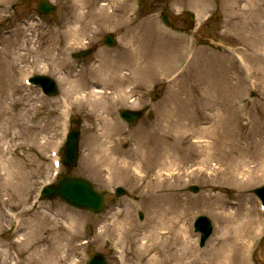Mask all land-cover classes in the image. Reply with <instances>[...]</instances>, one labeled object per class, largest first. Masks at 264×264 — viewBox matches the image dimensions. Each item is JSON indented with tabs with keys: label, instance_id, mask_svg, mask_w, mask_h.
I'll list each match as a JSON object with an SVG mask.
<instances>
[{
	"label": "rangeland",
	"instance_id": "374dc122",
	"mask_svg": "<svg viewBox=\"0 0 264 264\" xmlns=\"http://www.w3.org/2000/svg\"><path fill=\"white\" fill-rule=\"evenodd\" d=\"M48 1L57 11L46 18L43 26H38L34 17L40 0H0V264H15L13 249L19 250L29 264H48L50 261L41 255L52 254L60 258L58 264H85L80 257L83 252L103 253L109 264H134L133 259L138 257L143 264H149L150 256L140 249L150 244L145 239L148 232L136 222V212H144L148 223L155 215L154 202L164 208L175 206L169 199L171 191H176L182 200V205H176L181 207V212L163 219L166 230L160 231V237L168 236L166 240L170 242L178 232L182 243L176 241L177 249L182 248L185 240L191 244L188 253H184V264H215L219 255L225 253L228 264H246L245 261L264 264V216L259 215L254 194L264 184V160L257 153L250 157V174L245 179L241 176V180H235L223 170L211 172L212 176L209 169L207 174L206 171L194 173L192 169L197 164H180L161 174L156 165L150 173H145L126 156L131 154L126 151L146 141L145 134L153 142L160 136L166 141L173 140L165 121L167 115L172 121L180 116L202 120L197 100L208 95L212 87L231 89L221 109L229 107L231 111L230 94H238L248 103L256 121L250 140L252 144L261 141L264 82L254 87L246 77L239 84L232 79L233 71L227 70L223 63L221 52L227 44L246 46L245 41L238 42L237 36L227 31L225 0H130L122 2L114 15L109 6L102 10L105 3L102 0H89L87 3L98 5L91 9L77 0ZM165 13L170 14L174 29L162 25L160 17ZM126 19L145 38L138 44L143 52L149 53L146 59L141 57L139 47L133 51L135 57L127 48ZM157 27L159 33L155 39L151 31L155 33ZM73 32L75 38L71 36ZM107 34L117 39L113 49L103 43ZM184 38L190 42L191 49L182 56ZM55 47L60 49L58 55L53 52ZM43 48L57 60L40 58ZM88 48L93 49L88 57L76 61L67 58L68 52ZM251 52L248 51L249 55L255 58ZM118 62L122 64L115 65ZM28 69L53 78L59 86V96L45 98L37 89L22 86L20 80ZM119 79L125 80V84L114 87ZM103 81L111 82H107L110 88L106 89L107 83ZM64 108H70L73 127L80 132L79 159L71 174L89 180L107 195L101 214L78 210L60 200L41 202L36 210L32 209L41 186L54 181L49 152L63 142ZM124 109H145L146 113L141 120L128 124L120 118ZM204 112L208 113L205 109ZM103 117L112 125L105 124ZM206 125V120L200 121V126ZM229 150L233 161L244 156L235 146ZM145 155L144 151L142 156ZM201 158V154L195 157L198 161ZM192 185L199 188L197 194L190 192ZM116 187L123 188L126 195L117 197ZM234 200L240 201L243 208L233 206ZM138 202L145 204V208L134 209ZM222 213L227 218L237 215L247 220H237L236 224ZM44 215L51 222L40 228ZM118 215L127 218L128 228L138 226L133 234L124 231V235H119L115 231L111 220ZM200 215L209 218L214 226L213 235L203 249L198 247V236L192 226L190 231L189 224ZM16 219L20 221L19 235L14 230ZM259 222L257 235L251 237ZM31 239L33 243L27 245ZM52 241L56 247L51 248ZM247 242L254 245V255L242 262ZM46 248V253L40 252Z\"/></svg>",
	"mask_w": 264,
	"mask_h": 264
},
{
	"label": "bare ground",
	"instance_id": "6f19581e",
	"mask_svg": "<svg viewBox=\"0 0 264 264\" xmlns=\"http://www.w3.org/2000/svg\"><path fill=\"white\" fill-rule=\"evenodd\" d=\"M77 1L86 4L87 8L90 9L98 6L96 5L97 3L94 2L90 4L87 3L89 0ZM102 1H105L102 10L104 11L105 7L109 6V8L112 9V15L118 13L123 2V0ZM128 1L130 2V0ZM225 5L227 9V31L230 33L232 31V33L237 36L238 42L242 43L245 41L246 46H240L241 44L233 46L227 44V48H224V51L221 52L223 55V63L227 70L233 71V80L242 84L243 79L248 77V79L253 80V86L257 87L258 84L264 82V0H225ZM121 10L122 12L125 11L124 8ZM124 23H126L125 26L128 30L126 33L129 37V40L127 39V48L131 50L133 57H135L137 54L133 51L139 47L138 51L141 52V57L146 59L147 54L149 53L147 50L143 52L140 48L141 44H138L140 41L144 42L145 38H143L141 33H138L137 28H132L130 26L127 19ZM71 36L75 38L76 32H73ZM124 37L125 36H123V38ZM183 48L185 47L183 46ZM250 50H252L251 53L255 58H252L249 55L248 51ZM46 51H48V49L43 48V51H41L42 55L39 57L42 59L43 57H51V59L57 60V57L54 54L51 55L52 52L49 54V51ZM169 53L170 54L168 55H171L172 52L170 51ZM121 64L118 62L115 65ZM132 79L135 81L134 77H132ZM124 81L125 80L123 79H119L113 84V86H122L125 84ZM103 82L107 83L109 81ZM109 83H107L106 86L108 88H110V85H108ZM230 91V88L212 87L208 95L201 96V99L197 100V104L200 105L203 113L202 120L207 121L205 127L200 126V121L202 120L198 118H183L180 116L179 119H173L172 121L171 117L165 115L168 119L165 120L167 122L166 125L168 132L170 130L171 133H173V140L166 141L160 136L156 139V143V141L153 142L150 139L149 135L145 134L143 137L146 141L143 139L141 141L144 142H141L136 149L126 151L127 153H131L126 154V156H129L128 159L132 162V165H135L138 169L142 168L145 173H150L157 165L161 170L159 171L161 174L162 171L169 172L172 167L180 166V164L185 166H188L189 164H197V168L192 169L194 173L196 171H199V173L200 171H206L207 174L208 169L210 173L223 170L232 175L235 180H241V176L245 179V177L250 174V168L248 165L250 157H254L257 153L258 158L262 157V161L264 160V136H260L261 141L258 144H252L250 134L252 132V126L256 124V121L251 112L252 110L249 109L248 103L243 101V98H240L238 94H234V89V93L232 92L234 95L230 94V96H232L231 111L229 107L221 109L226 105L225 98L228 97L227 93ZM99 94H102V92L99 91ZM89 95H91V93H89L88 96ZM94 99H97V95H95ZM219 99H222L223 101H219ZM203 108L208 111L207 114H205ZM102 120L105 124L112 125L107 118L103 117ZM231 123L232 127L230 125ZM259 132H264V129H261ZM107 135L110 136L111 133ZM249 142L251 143V146H249ZM232 146H235L240 150V153L244 155L242 157L240 156L237 161H233L229 157V149ZM144 151L146 155L143 157L142 155ZM200 154L202 158L198 161L195 157ZM103 157L107 156L103 155ZM214 161L216 162V165H211ZM142 164L144 166L141 167ZM160 174L158 173V176H161ZM210 175L212 176L213 173ZM182 176L183 174H180L179 178H182ZM243 178L242 181L244 180ZM140 180H144V178L141 177ZM169 199L174 202V207L164 208L156 202L152 204V210L155 215L144 227L148 232V235L145 236V239H147L146 243L149 242L150 244L147 245L148 243H145L146 245H142L140 249L150 256L149 264H184V253H188L187 251L191 247V244L185 240L183 242L184 244H182V246L180 245L182 248L177 249L179 245H176V241L182 243L180 238L181 235L178 232L175 233L174 238L171 237L170 242L166 240L168 236L166 238L164 236L160 237V231L166 230L162 226L164 224L163 219L174 216L177 212H181V207H177L176 205H182V200L179 198L176 191H171ZM221 208L226 210L224 206ZM236 208H243L240 201ZM222 214L224 215L226 213ZM224 216L229 222L234 221L233 223L236 224L239 222L237 220H247V218L244 219L237 215H235V218L228 217L230 220L226 215ZM52 220L56 221L55 219ZM41 221L42 226L40 228L47 227L51 222L48 215H44ZM111 222L115 224L113 225L114 229L119 235H124V231L125 233L128 232V234H133L132 231L134 229L127 227V218H120L119 215L112 216ZM169 227L167 229H169ZM173 228L171 227V229ZM42 230L44 229H40V231ZM182 232L185 233L186 229L182 230ZM252 233L253 231H251V234ZM184 236L186 237L185 234ZM36 237L38 236L36 235ZM44 240L42 242H44ZM32 243L33 241L31 239L27 245ZM53 247H56V242L52 241L51 248ZM46 250L47 248L40 249V252L46 253ZM53 255L54 254L41 256H45V259L50 261L48 264H58L60 258L58 256L54 257ZM228 263V256L225 253L224 256L219 255L215 264ZM43 264L46 263L43 262Z\"/></svg>",
	"mask_w": 264,
	"mask_h": 264
},
{
	"label": "water",
	"instance_id": "95a60500",
	"mask_svg": "<svg viewBox=\"0 0 264 264\" xmlns=\"http://www.w3.org/2000/svg\"><path fill=\"white\" fill-rule=\"evenodd\" d=\"M41 11L44 13H50L54 11L47 2H41ZM105 42L108 45H114V37L108 35L105 38ZM38 81L42 82L49 90L56 92L54 83L48 78H36ZM142 115V112L135 113L131 111L123 112V117L131 120H136ZM79 133L74 132L69 140L67 151H66V164L69 168L76 165L77 161V149H78ZM196 189V188H195ZM264 194V190H260ZM47 199H57L60 198L67 203L92 210L94 212H99L103 208L105 203L104 197L95 191L94 187L85 179L75 176H64L58 184L48 188L45 193ZM201 226L207 232V235L211 232V223L207 218H203L201 221ZM90 264H105L102 256H96L92 259Z\"/></svg>",
	"mask_w": 264,
	"mask_h": 264
}]
</instances>
